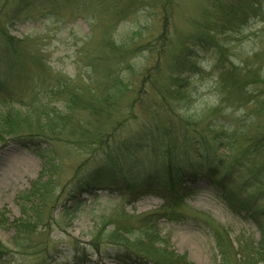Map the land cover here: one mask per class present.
Wrapping results in <instances>:
<instances>
[{"label":"rangeland","instance_id":"374dc122","mask_svg":"<svg viewBox=\"0 0 264 264\" xmlns=\"http://www.w3.org/2000/svg\"><path fill=\"white\" fill-rule=\"evenodd\" d=\"M1 11V22L15 15L9 32L21 42L14 56L0 62V121L9 113L26 116L41 106L71 118L62 140L53 143L59 166L48 190L43 187L48 175L42 157L33 153L39 141L0 139V247L9 250L10 262L74 264L75 248H80L88 255L85 264H135L99 233L102 228L114 230L112 222L136 227L142 218L155 214L162 216L160 237L194 264L221 263L216 232L232 242V258L241 245L255 246L262 240L251 213L231 211L207 173L214 158L240 157L238 149L246 147V139L261 137L264 131L258 129L264 128V0H31L26 6L22 0H0ZM109 41L117 45L114 53ZM162 44L166 48L159 53ZM185 60L190 66L181 73ZM117 64L118 73L107 70ZM179 76L180 96L168 95ZM119 77L126 87L113 96V109L98 120L90 109L70 105L71 93L90 108L101 105L106 86L116 84ZM239 79L244 81L242 90L235 83ZM155 112L183 141L191 138L183 134L191 126L210 140L214 134L227 137L236 130L244 135L231 149L224 140L222 146L210 143L207 151L195 154L193 149L179 158L178 164L195 171L196 178L182 180L176 188L181 196L176 208H168L173 205L164 194L123 200L108 189L83 196L81 210L63 220L56 198L78 170L95 161L92 150L79 143L80 135L72 138L71 127L88 123L94 138L103 136L111 145L133 142L150 127L145 125H151ZM147 149L152 150V145ZM154 151L145 147L138 152L134 157L142 162L130 164L128 174L146 176L160 168L162 162ZM242 165L236 170L238 179L228 185L230 190L244 175L258 170ZM227 167L219 171L225 173ZM258 188L251 182L242 198ZM31 202L38 207L28 212ZM259 205L264 206V201ZM27 212L47 227L32 234L31 250L18 253L12 224L26 218Z\"/></svg>","mask_w":264,"mask_h":264},{"label":"trees","instance_id":"16d2710c","mask_svg":"<svg viewBox=\"0 0 264 264\" xmlns=\"http://www.w3.org/2000/svg\"><path fill=\"white\" fill-rule=\"evenodd\" d=\"M30 1L22 0L25 6ZM1 16H3L2 11L0 12V19ZM14 19L15 15L5 16V21L3 22L0 20V38L2 40L0 62L4 58H8L9 60L19 50L18 44L21 40L12 36L9 32V24ZM108 46L112 53L117 50V45L114 41H109ZM165 48L166 46L162 44L159 53H162ZM127 65H129L128 61L125 66ZM184 65L181 73L186 71L190 66L186 60ZM118 68L117 64L111 66L109 69L107 68V70L111 73H118ZM180 78L179 76L177 79H174L173 83L175 84L173 85L175 89L168 95L180 96L182 86L179 85L183 81ZM232 81L234 83V78H232ZM235 83L240 85V90L245 88L243 80H236ZM124 87L126 86L119 77L116 84L114 82L112 86H106L104 92L106 98L104 103H99L101 105L90 108L86 100L72 96L74 95L72 93V95L69 94L70 105H78L84 111L90 109L93 116L98 120L100 116H104L107 111L113 109V105H115L113 96L118 94V91L121 90L120 88ZM53 94L55 97L62 95L61 93ZM108 95L111 96L108 97ZM251 97L246 96L248 99ZM108 102L110 103L109 106L105 110L102 109L101 107ZM163 102H165L164 98ZM68 122H71L70 117L64 116L55 109L47 111L45 106H41V109L30 110L26 116H22L19 113H9L0 121L1 141H5V137L8 136L12 140L29 139L41 143L38 142L33 153L42 157L44 162V172L48 176L43 187L47 190L54 185V176L59 166L57 164L58 159L55 157V151L53 150L56 146L53 143L54 140H62L61 135L64 129L68 128L66 126L69 124ZM150 124L145 125L150 127L141 131L139 139H136L138 135L133 142L131 140H122L113 142L112 145L103 136L97 135V138H94L89 133L88 126L90 124L88 123L78 122L74 127H71L72 138L75 135H80V138H78L80 139L79 143L83 142V145L88 146L92 150V153L95 154V157H93L95 161L93 166L87 167L84 170H78L56 198V203H64V205L60 203L59 212L63 220L71 218V216L76 215L81 210L83 196H91L96 192L108 189L118 192L123 200L139 199L145 194H164L168 197V202L173 205V207L169 206L168 208H176L181 201V196L176 192V188L181 186L182 180L190 179L192 181L196 178L195 171H188L178 164L179 158L188 156V152L193 149H195V154L199 153L201 149L204 150V148L207 151L211 146L210 143L222 146L224 140L227 141V148L231 149L237 143L236 141L244 135L236 130L227 137H224L222 134H217L221 130L217 131V135L215 136L214 134L210 140L200 130L195 129L193 132L190 129L191 126L183 129V134L191 136V138L187 137L183 141L179 136L172 135V127H168L165 124L164 118L158 112L153 113ZM99 129L97 128L96 130L99 131ZM258 129L264 130L263 126H259ZM195 132L196 134H193ZM246 143L247 145L242 151L238 149L237 155H240V157L232 161L227 159L220 160V157L214 158L215 167L213 166L214 168L212 167L208 171L207 178L221 189L220 191L224 200L231 211L238 214L242 213V211L251 213L252 218L260 227L263 238L255 246L249 245L244 247L241 245L240 250L235 252L237 255L232 258L230 252V249L234 250L232 242H227L228 239L226 237L220 232H216L215 240L220 249V264H264V226L261 222L264 221V206L259 205L261 201H264V131L261 137L246 139ZM46 145V148L42 147ZM147 145H152L153 149H155L153 155L158 161L162 162V164L160 163L161 167L146 176L129 175L127 167L136 161L142 162L139 156H134L144 150L145 147L146 151L152 152L153 149H147ZM243 162L248 167L253 166V169L258 170L251 172L248 175L249 177L244 175L241 181L237 182L236 188L230 190L228 185L233 183V179H238L236 170L240 164L241 168H243ZM226 165L228 167L225 173L219 171V169L225 168ZM251 182L258 185V190L247 199L242 198L243 189ZM31 204L32 207L29 208L28 212L38 207L34 202H31ZM239 211L241 212L239 213ZM28 212L25 214L26 218H20L12 224L17 235L13 239V243L18 253L31 250L32 234L36 233L40 227H47L43 225L40 219L34 221L38 217L32 218ZM174 213L170 216H174ZM161 219L162 216L160 214L149 215L142 218L136 227H132L127 223L119 224L118 222H112L110 226H113L114 230L106 232V229L102 228L99 233L101 235L100 238L118 247L126 259L130 261L134 260L135 264H194L189 260L187 255L177 254L174 250L170 249L169 243L160 237L158 222ZM100 241H94L95 245L93 246L97 247ZM8 251L5 246L0 247V264H13L14 261H9L11 259H9ZM85 251L84 249L75 248L76 261L74 264H85L87 262L86 256L88 255L85 254ZM231 259L233 260L231 261Z\"/></svg>","mask_w":264,"mask_h":264}]
</instances>
